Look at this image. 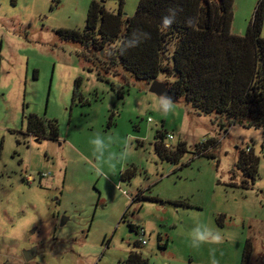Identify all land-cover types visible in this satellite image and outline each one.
Returning <instances> with one entry per match:
<instances>
[{"label":"rangeland","instance_id":"374dc122","mask_svg":"<svg viewBox=\"0 0 264 264\" xmlns=\"http://www.w3.org/2000/svg\"><path fill=\"white\" fill-rule=\"evenodd\" d=\"M93 1L120 11L122 30L139 2L0 0V264H125L133 251L147 264H212L213 256L217 264H242L246 243L247 264H264V127L221 128L216 115L197 114L182 98L169 114L157 111L146 80L121 68L119 76L106 72L105 51L57 32L83 30ZM258 2L233 0V34L245 35ZM30 114L56 120L59 139L26 134ZM97 132L136 138L114 171L104 165L105 176L95 172ZM210 138L215 159L194 155ZM179 141L186 146L180 159L162 160L155 145ZM247 146L259 157L250 189L234 185ZM62 217L68 221L60 226ZM197 223L222 233L223 242L192 247ZM32 245L38 254L25 262Z\"/></svg>","mask_w":264,"mask_h":264},{"label":"trees","instance_id":"16d2710c","mask_svg":"<svg viewBox=\"0 0 264 264\" xmlns=\"http://www.w3.org/2000/svg\"><path fill=\"white\" fill-rule=\"evenodd\" d=\"M169 9L177 10L175 22L164 29L161 18L168 15ZM232 9L233 0H139L135 14L125 18L122 30L121 12L109 13L102 4L93 1L83 30L57 32L86 49L105 51L106 59L97 58L99 64L116 76L121 68L148 83L159 76L173 77L172 81L164 82L171 93L177 99L182 98L197 114L216 115L221 128L236 124L243 128H263L264 37L260 33L264 0L257 3L244 36L230 30ZM135 31L148 33L150 38L121 55L116 50L118 42L129 39ZM26 134L37 141L60 137L56 120L34 114L26 119ZM216 143L207 139L206 144L196 145V150H202L196 152L214 160L207 150ZM155 147L160 158L168 162H177L186 152L184 141L177 142L173 148L164 144ZM241 153L244 155H240L236 166L243 178L239 185H234L250 189L258 173L259 157L252 149ZM249 252L250 244L246 243L242 264H247ZM125 264H147V259L133 251Z\"/></svg>","mask_w":264,"mask_h":264},{"label":"clouds","instance_id":"9594fccd","mask_svg":"<svg viewBox=\"0 0 264 264\" xmlns=\"http://www.w3.org/2000/svg\"><path fill=\"white\" fill-rule=\"evenodd\" d=\"M177 10L169 9L168 15L161 18L162 28H169L174 22ZM149 34L135 31L131 37L127 40H121L118 42L117 51L123 55L128 49L139 46L143 40L149 39ZM174 107V102L171 97L160 94L157 95L155 108L163 115L169 114ZM136 138L133 135H128L123 139L118 136L110 134H104L97 132L90 140L92 145V152L97 161V167L95 169L96 175L105 176L103 167L107 164L113 171L115 170L116 163H120L128 159L132 153V143ZM120 145L119 150L114 151V147ZM191 246L199 248L204 244H220L224 240L222 233L214 231L207 224L197 223L196 226L189 233ZM212 264H217L215 256L212 258Z\"/></svg>","mask_w":264,"mask_h":264},{"label":"water","instance_id":"95a60500","mask_svg":"<svg viewBox=\"0 0 264 264\" xmlns=\"http://www.w3.org/2000/svg\"><path fill=\"white\" fill-rule=\"evenodd\" d=\"M149 92L157 95L160 94H165L169 97H171V99L173 100V102H177L178 99L176 98L175 95H173L171 93V91L168 89V87L166 86V84L164 82H161L157 79L153 80L152 82L149 83V87H148ZM68 221L67 217H62L60 219V226H63L66 222ZM34 229H32L30 231V233H33ZM37 253L36 247H32L30 249H26L23 251V258L25 262L30 261Z\"/></svg>","mask_w":264,"mask_h":264},{"label":"built area","instance_id":"2783aa9c","mask_svg":"<svg viewBox=\"0 0 264 264\" xmlns=\"http://www.w3.org/2000/svg\"><path fill=\"white\" fill-rule=\"evenodd\" d=\"M148 120H151L150 118L148 119ZM167 139L168 140H173V135L172 134H167ZM206 142H207V139H203L199 144L202 146V145H204V144H206ZM164 146L165 147H169V145H167L166 143L164 144ZM201 149H197V151H200ZM250 150V147L249 146H247L246 147V149H245V151L246 152H248ZM202 151V150H201ZM194 155H196V156H199L200 154H201V152H195V153H193ZM48 176V174L47 173H41L40 174V178L42 179V178H46ZM31 180H33L32 179V177H28V179H27V181H31ZM139 235H143V231L141 230V231H139ZM139 243L140 244H142V245H144L146 242H145V240H139Z\"/></svg>","mask_w":264,"mask_h":264},{"label":"flooded vegetation","instance_id":"af4514ba","mask_svg":"<svg viewBox=\"0 0 264 264\" xmlns=\"http://www.w3.org/2000/svg\"><path fill=\"white\" fill-rule=\"evenodd\" d=\"M32 247H36V250H37V253H36V255L38 254V246L37 245H32V246H30L29 248H27V249H30V248H32ZM36 255L30 260V261H28V262H31V261H33L34 259H35V257H36ZM24 259V258H23Z\"/></svg>","mask_w":264,"mask_h":264}]
</instances>
